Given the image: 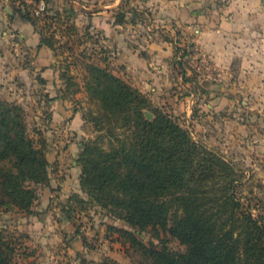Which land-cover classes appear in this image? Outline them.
Here are the masks:
<instances>
[{"label": "rangeland", "instance_id": "rangeland-1", "mask_svg": "<svg viewBox=\"0 0 264 264\" xmlns=\"http://www.w3.org/2000/svg\"><path fill=\"white\" fill-rule=\"evenodd\" d=\"M41 1L46 8L37 20L38 31L45 23L43 16L61 12L78 32L69 39L55 29L54 36L62 40L66 51L38 46L43 62L38 69L29 49L18 55L28 71L25 80L12 84L17 93L4 90L5 80H0V101L9 110L6 115L24 128L26 142L42 150L49 162L46 170L34 171L35 165L24 164L23 155L13 150H5L0 157V236L6 242L0 256L8 264H156L155 249L186 252V245L167 229H142L97 204L81 211L73 200L74 195L85 197L81 154L87 143L106 134L100 124L104 107L90 91L103 84L86 66L95 64L137 88V80L122 73L116 59L122 45L143 50L150 39L172 43L174 64L162 77L157 93L151 94V87L142 84L144 91L139 90L155 107L176 118L196 141L234 165L242 176L238 194L245 208L264 220V67L258 65L264 60L237 55L227 66L218 65L200 50L193 28L186 31L175 21L158 20L160 0H122L119 7L116 0H9V4L19 16L18 9L28 7L35 20ZM229 1L198 3L226 11ZM105 5L111 6L109 12ZM106 21L109 33L101 25ZM17 32L8 24L0 26V53L8 56L2 71L12 66L11 54L18 53L12 40L4 37ZM45 36L51 32L46 30ZM69 46L73 49L67 50ZM10 126L20 130L15 123L5 128L0 123V133L15 136V131L7 130ZM103 145L109 148L108 140ZM15 186L34 195L23 200L13 191Z\"/></svg>", "mask_w": 264, "mask_h": 264}, {"label": "trees", "instance_id": "trees-1", "mask_svg": "<svg viewBox=\"0 0 264 264\" xmlns=\"http://www.w3.org/2000/svg\"><path fill=\"white\" fill-rule=\"evenodd\" d=\"M29 11L28 7L18 9L20 17L38 31L41 16L34 20ZM43 17L39 46L65 52L66 45L55 38V29L71 39L77 26L65 22L61 12ZM46 30L51 36H45ZM86 69L103 84L90 91L104 107L106 114L100 124L106 134L87 143L81 154L85 197L73 196L77 207L83 211L90 204L100 205L142 229H167L186 245L184 253L155 249L156 264H264V220L245 208L238 194L242 176L234 165L196 141L176 118L155 107L139 89L95 64H87ZM0 106L3 128L15 123L20 129L7 128L15 131V136L0 133V157L10 149L23 155L24 164L33 163L32 170H46L49 162L43 151L26 142L24 128L6 115L9 110L4 102L0 101ZM146 111L153 117H147ZM104 140L109 148L104 147ZM13 191L23 200L34 195L20 186ZM5 245L0 236V248ZM2 259L0 256L2 264H8Z\"/></svg>", "mask_w": 264, "mask_h": 264}, {"label": "crops", "instance_id": "crops-1", "mask_svg": "<svg viewBox=\"0 0 264 264\" xmlns=\"http://www.w3.org/2000/svg\"><path fill=\"white\" fill-rule=\"evenodd\" d=\"M116 1L115 4L119 7L122 0ZM160 1V4L156 6V12L160 18L158 20L164 23L175 21L182 30L186 31L193 28L196 33L194 40L198 46H201L200 50L208 54L218 65L227 66L237 55L252 61L264 60V0H230L226 11L207 6V3L199 4L198 0L197 2L196 0ZM109 7L111 6H103L106 12H109ZM3 24H8L18 31L16 34H6L4 37L6 40H12L18 53L16 56L9 52L11 54L9 60L13 64L5 71H2L1 64L7 61L8 56L0 53V80H5L4 90H14L17 93L16 86L12 84L18 85L20 79L25 80L28 71L26 67L20 65L18 60L21 58L17 57L21 53L27 54L28 51L25 49H29L34 53L33 63L38 69L43 63L42 49L40 51L38 49L41 36L32 23L13 12L9 0H0V26ZM101 25L109 33L108 22ZM120 37L123 35L118 36L122 39ZM171 44L162 39H150L143 50L122 45L116 62L120 63L122 73L127 72L137 80L134 86L141 91L144 90L140 84L151 87L149 88L152 91L151 94H155L160 89L157 86L160 85L162 77L165 73L172 71L171 67L174 64L172 58L175 51ZM258 65L259 68L261 65L264 67V64L258 63ZM250 66L254 68V65ZM154 98L155 95L151 96V99Z\"/></svg>", "mask_w": 264, "mask_h": 264}, {"label": "built area", "instance_id": "built-area-1", "mask_svg": "<svg viewBox=\"0 0 264 264\" xmlns=\"http://www.w3.org/2000/svg\"><path fill=\"white\" fill-rule=\"evenodd\" d=\"M46 8V4L44 1H41L38 5V8L36 9V16H42L44 15V10Z\"/></svg>", "mask_w": 264, "mask_h": 264}, {"label": "water", "instance_id": "water-1", "mask_svg": "<svg viewBox=\"0 0 264 264\" xmlns=\"http://www.w3.org/2000/svg\"><path fill=\"white\" fill-rule=\"evenodd\" d=\"M9 11H10V9H8ZM148 117H151L152 116V114L151 113H149V112H147V114H146Z\"/></svg>", "mask_w": 264, "mask_h": 264}]
</instances>
